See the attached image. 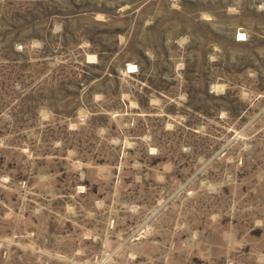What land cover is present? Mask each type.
<instances>
[{
    "label": "rangeland",
    "instance_id": "obj_1",
    "mask_svg": "<svg viewBox=\"0 0 264 264\" xmlns=\"http://www.w3.org/2000/svg\"><path fill=\"white\" fill-rule=\"evenodd\" d=\"M0 264H264V0H0Z\"/></svg>",
    "mask_w": 264,
    "mask_h": 264
}]
</instances>
